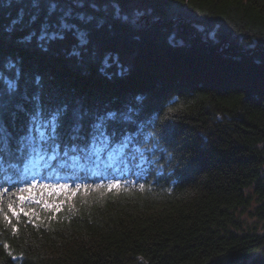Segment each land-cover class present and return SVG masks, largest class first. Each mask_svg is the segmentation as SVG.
I'll list each match as a JSON object with an SVG mask.
<instances>
[{
	"label": "trees",
	"instance_id": "1",
	"mask_svg": "<svg viewBox=\"0 0 264 264\" xmlns=\"http://www.w3.org/2000/svg\"><path fill=\"white\" fill-rule=\"evenodd\" d=\"M0 135V264H264V0H0Z\"/></svg>",
	"mask_w": 264,
	"mask_h": 264
},
{
	"label": "snow or ice",
	"instance_id": "2",
	"mask_svg": "<svg viewBox=\"0 0 264 264\" xmlns=\"http://www.w3.org/2000/svg\"><path fill=\"white\" fill-rule=\"evenodd\" d=\"M0 139H5V140H6V137L3 136V135H0ZM31 187H35V185L30 186V188H31ZM69 187H70V186H68V185H61V186H59L60 189H68ZM118 187H119L118 184H117V185H110V186H109V190H111V188H118ZM142 187H143V186L141 185V188H142ZM30 188L18 189V191H21V192H23V191H29ZM79 188H80L79 185L76 186V191H79ZM54 190H55V189H54ZM7 195H8V191H7V189H5L3 192H0V203L3 202V198L6 197ZM13 195H15V193H13ZM21 199H23V198L21 197ZM46 206H48V205H46ZM8 211L11 212L12 216H16V217H18V213L14 210V208H13V204H12V203H9V204H8ZM3 212H4V209H3V208H0V213H3ZM3 219H4L5 221H7L8 224H11V220L9 219V216H8L7 214H4V215H3ZM13 231H15V227H14V226H13ZM5 248H7V245H5Z\"/></svg>",
	"mask_w": 264,
	"mask_h": 264
},
{
	"label": "rangeland",
	"instance_id": "3",
	"mask_svg": "<svg viewBox=\"0 0 264 264\" xmlns=\"http://www.w3.org/2000/svg\"><path fill=\"white\" fill-rule=\"evenodd\" d=\"M242 219H244L247 224H250L253 221L252 219H249V217H247L246 214L242 215Z\"/></svg>",
	"mask_w": 264,
	"mask_h": 264
}]
</instances>
